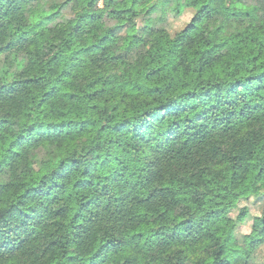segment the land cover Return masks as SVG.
<instances>
[{
	"label": "trees",
	"instance_id": "trees-1",
	"mask_svg": "<svg viewBox=\"0 0 264 264\" xmlns=\"http://www.w3.org/2000/svg\"><path fill=\"white\" fill-rule=\"evenodd\" d=\"M226 188L264 264V0H0V264H231Z\"/></svg>",
	"mask_w": 264,
	"mask_h": 264
},
{
	"label": "rangeland",
	"instance_id": "rangeland-1",
	"mask_svg": "<svg viewBox=\"0 0 264 264\" xmlns=\"http://www.w3.org/2000/svg\"><path fill=\"white\" fill-rule=\"evenodd\" d=\"M126 9H127L126 3L121 1L118 6L119 17L121 20L125 19L124 15ZM190 20H191L190 16L184 14L181 17L176 18L174 20L171 21L168 20L166 21V23L170 21L169 24L171 23L173 27L182 28L188 26ZM222 193L224 198L227 199L229 202H231L232 204H238V208L235 207L232 208L230 213L228 214L227 217L228 223L237 220V217L240 214L241 207H247L250 211V216L248 218H246L242 222H237V226L234 229V232L232 233L229 239V246L232 248V254L230 257L231 264H243L239 256V248L247 245V243L249 242L252 236L261 235V231L259 229H256L253 225V217L259 214L263 202L255 203L253 201H249V202L237 203L236 196L230 191L229 188H226ZM259 257L262 258L263 255L261 254Z\"/></svg>",
	"mask_w": 264,
	"mask_h": 264
}]
</instances>
